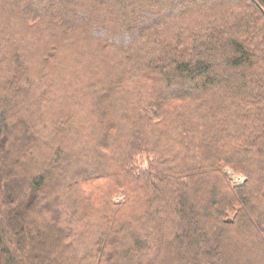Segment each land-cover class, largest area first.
I'll return each instance as SVG.
<instances>
[{
	"label": "trees",
	"instance_id": "obj_1",
	"mask_svg": "<svg viewBox=\"0 0 264 264\" xmlns=\"http://www.w3.org/2000/svg\"><path fill=\"white\" fill-rule=\"evenodd\" d=\"M0 264H264V0H0Z\"/></svg>",
	"mask_w": 264,
	"mask_h": 264
},
{
	"label": "rangeland",
	"instance_id": "obj_2",
	"mask_svg": "<svg viewBox=\"0 0 264 264\" xmlns=\"http://www.w3.org/2000/svg\"><path fill=\"white\" fill-rule=\"evenodd\" d=\"M66 1H69V0H66ZM224 173L228 177V179L231 182V184L236 185V184L241 182V177L239 175H237V174H234L230 169L225 168L224 169ZM121 199H122V196H116L114 198L115 201H118V200H121ZM228 218H230V217H228Z\"/></svg>",
	"mask_w": 264,
	"mask_h": 264
},
{
	"label": "water",
	"instance_id": "obj_3",
	"mask_svg": "<svg viewBox=\"0 0 264 264\" xmlns=\"http://www.w3.org/2000/svg\"><path fill=\"white\" fill-rule=\"evenodd\" d=\"M241 180H243V178H241ZM225 222H226V223H230V222H231V219H230V218H227V219L225 220Z\"/></svg>",
	"mask_w": 264,
	"mask_h": 264
}]
</instances>
